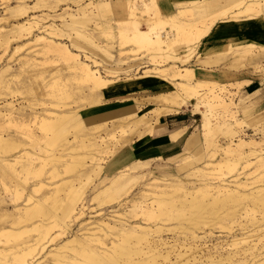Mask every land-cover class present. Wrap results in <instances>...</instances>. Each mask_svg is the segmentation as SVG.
Listing matches in <instances>:
<instances>
[{"label":"bare ground","instance_id":"6f19581e","mask_svg":"<svg viewBox=\"0 0 264 264\" xmlns=\"http://www.w3.org/2000/svg\"><path fill=\"white\" fill-rule=\"evenodd\" d=\"M11 1L5 0L8 8L5 16L9 17L0 19L7 20V25L0 31V48L22 39V33L26 32L32 37L29 43L41 45L39 51L53 53L64 63L76 85L67 90L69 86L64 82V75H49L37 84L36 92L45 90L46 97L55 99L76 95L81 101L77 108L62 109L54 105L45 108L43 113L32 111L33 124L26 120L30 115L25 113L24 105L17 108L13 102L3 106L0 103L2 125L22 131L30 139L29 146L33 150L35 144L39 147L37 153L1 130L0 183L6 187L8 181L21 180V175L40 177L33 190L26 188V191L31 190L30 193L17 188L11 195L0 196V205H3L0 206V239L6 241L0 248V264H197L196 254L203 252V248L190 246L187 250H194L191 255L179 251L173 257L172 252L165 250L169 242L163 234H174L177 241L183 237L182 244L186 241L206 242L217 225L230 233L235 225L242 231L252 228L254 234L245 237H239L236 232L232 234V243H248L246 252L253 248L250 239L256 237L264 241V158L252 147L257 142L241 137L245 122L239 117L240 109L247 110L258 102L253 99L257 92L237 104L224 97L229 91L223 84L232 76L228 59L231 64L247 61L245 70L264 71V67L259 66L264 58V0H126L125 8L119 5L111 8L115 4L113 0H89L90 3L85 5L80 0L77 1L80 15L69 13L64 17L68 12L65 8L64 14L56 17L65 20L63 26L73 28L77 37L83 38L92 48L91 55L81 49L85 59L70 34L68 37L78 50L57 38L33 35L34 29L40 27V21L28 14L26 2ZM34 1L31 9L43 4L54 12L63 9L60 3H76V0ZM221 5L224 6L220 8ZM105 11H109L107 15L116 12V16L125 13L124 20L117 22V32H113L110 25H99L100 13ZM248 21L258 23L252 28L253 39L220 38L222 32H239V26ZM92 22H95V28L91 32L88 28ZM219 23L223 25L215 29L214 40L205 42ZM47 27L51 29L50 35H54L56 30ZM96 30H100L108 43H98ZM115 40L119 43L120 49L116 50L119 56L113 54ZM138 53H143L148 58L145 63L152 67L145 66L136 78L128 75L129 78L123 80L118 74L121 66L137 61ZM95 55L114 62L118 68L109 69L107 76L103 75L97 69L102 64ZM29 56L21 60V71L31 67L30 59L33 58ZM223 60L226 61L224 65ZM9 69L7 66L1 74ZM4 78L0 77V85L8 86L9 81ZM256 79H260V75L254 77L246 71L238 87L247 86ZM126 93H134L133 96L139 98L124 97ZM190 105L193 114L203 117L205 134L222 130L225 135L221 140L211 142L210 158L213 160L210 159L207 165L220 170L226 168L228 174H234L233 179L218 182L206 179L198 185L188 186L182 180L167 177L192 166L189 153L193 142L190 141L180 154L166 160L169 167L158 169L162 176L154 174L145 183L143 191L134 193L141 176L139 172L150 161H135L137 145L133 144V139H151L155 145L179 140L185 129H168L161 124L168 117L182 114ZM201 105L207 107L206 113L200 109ZM82 112L86 113L85 119ZM261 115L258 123L262 126L256 133L264 136V112ZM103 133L108 139L101 136ZM78 147L85 151L76 156ZM152 153L158 157L156 148H152ZM104 154L110 157L106 162L109 171L124 163H127L126 168L113 176H101L106 161ZM242 172L245 180L241 179ZM63 174L70 176L62 178ZM99 177L94 189L97 194L91 201L99 202L100 214L124 213L102 218L94 225L88 224L91 228H86L81 235L69 236L71 224L81 218L84 208L75 182L87 180L93 183ZM58 178L63 182L56 186L58 183L54 180ZM42 190V197L35 200L32 192ZM67 191L69 193H62ZM19 200L22 202L17 203ZM116 206L118 210L107 212ZM132 212L140 219L129 221ZM144 221H153V225H145ZM28 227L37 233L36 237L11 244L13 237L22 235L15 230ZM64 235L67 238L61 240ZM57 240L62 243H56L55 248L38 256L45 251L46 244ZM258 252L251 261L264 264V254ZM235 257L236 254L231 252L225 260L229 264H244L242 260H234ZM209 260L213 264L221 263L214 257Z\"/></svg>","mask_w":264,"mask_h":264},{"label":"rangeland","instance_id":"374dc122","mask_svg":"<svg viewBox=\"0 0 264 264\" xmlns=\"http://www.w3.org/2000/svg\"><path fill=\"white\" fill-rule=\"evenodd\" d=\"M16 0H12L14 2ZM22 2H26L27 8H29L28 14L34 18L40 21V27L37 26L34 29L33 35H44L45 37H53L54 39L57 38L59 41L64 43L67 46H70L74 50H78L77 48L73 47L72 39L68 37V35H72L74 40L78 43V46L80 47L79 53L81 54V57L85 59L83 52L84 49L86 51L87 55H91L92 48L88 46L86 41L81 38L77 37L76 31L73 30V28H65L63 24L66 22L63 19H60L56 17V15L62 13L64 14V9L68 8L67 14H64L65 16H68L69 13L72 14H78L80 15V7L78 5L76 0L75 2L69 1L67 3H60L62 6V10L59 8L56 10V12L51 11L46 9L43 4L40 5L37 9L33 10L31 9V6L35 4L36 1L34 0H26ZM84 5L87 3H90L89 0H81ZM115 4L111 6V8L119 5L121 8H125L126 6V0H113ZM96 2V0L94 1ZM15 4V3H13ZM224 5H221L223 7ZM110 8V9H111ZM92 9V8H91ZM109 9V10H110ZM108 10V9H107ZM109 11H105L104 13H100L99 19H100V26H103V24H106L105 26H112L113 32H117V22L123 21L125 18V13L124 15L121 16H116V12H112L107 15ZM47 13L48 15H45ZM8 14V8L7 4L5 3V0H0V19H7L3 17H9V15L5 16ZM104 14V15H103ZM35 16V17H33ZM48 16V17H47ZM28 19V18H26ZM67 21L69 18L67 17ZM11 22L14 20L11 19ZM7 20H0V31L3 30L2 27L4 25H7ZM245 23H251L253 25L258 24L256 21H248ZM13 24V23H12ZM223 24L219 23L217 25L212 33L206 37L205 42H210L214 40L213 33L215 29L221 27ZM47 26H52L53 30H56L54 35H50L51 29ZM45 27H47V31L45 30ZM80 29L79 27H77ZM92 28H95V22H92L90 24V27L88 28L89 31L92 32ZM61 30V31H58ZM22 39L18 40H13L10 44V46L7 47V45L2 46L0 48V77L6 79L9 81L8 86L0 85V103L1 106L6 104L7 102H13L15 106L18 108L20 105H24L26 107V114H29L30 116H26L27 122H30V124H33L34 122L32 121V111L40 112L43 113V110L45 108L49 107H54V105H57L58 107L65 109L69 107H74L77 108L79 105V102L81 101L79 98L76 97V95L71 96V97H64V98H52L46 97L45 96V90H39L36 92L37 84H41L44 78H47L49 75L52 77H58L60 74L64 75V82L66 84L67 90H70V87H74L75 81L71 77V72L66 69L64 63L62 61H58L55 57V54L53 53H48L44 54L41 51V45H38L34 42L29 43L28 40H31L32 37L27 36L26 32H23ZM95 38L98 40V43L100 42L101 45L108 43L107 39L102 37L100 34V30H96L95 32ZM232 37H225L223 39H230ZM237 39L239 40H250L249 37L245 36H239ZM26 44V45H25ZM114 47L115 51H113V54L115 56H119V51H116L117 49H120L119 43L115 40L114 41ZM22 46V47H18ZM15 47H18V49L15 50ZM91 49V51H90ZM37 52V53H36ZM28 55V56H26ZM31 55L33 59H30L31 61V67L27 66V71H21V64H22V59L24 60L25 58H29ZM97 57L98 61L101 62V67H97L98 70L102 72L103 75L107 76L106 71L109 69H117V65H115L114 62H109L107 60H103V57L100 55H95V58ZM136 59H138L135 62H131V64H125L122 65L118 74H120L121 77L125 79L130 78H136L142 72L145 70V66H150V64L145 63L146 61L148 62V58L143 54V53H138L136 56ZM247 61H237L234 62L233 64L230 63L228 59V67L230 69V74L232 75L229 79L225 80L223 84L227 86V89L229 93L224 94V97L228 100H233L235 103L240 104L242 101H247L246 98L249 94H252L254 92H257L255 96H253V99L255 101H258L254 106L251 108L244 110L240 109L239 111V117L242 118V120L245 122L242 124V129L243 132L241 134V137L244 138V140H249L252 139L255 142H257L255 146H252L254 150L257 151V154L260 155V157L264 158V136L260 132L256 133L257 129H261V123H258L260 118L263 117L261 113L264 112V71L257 70L255 68H249L245 70V68L248 66V63H245ZM223 65L226 63L225 60L221 62ZM245 66L243 67V65ZM8 67H10L8 72H5L4 75L1 73ZM130 66V67H129ZM165 66H168V63L165 64ZM259 66L264 67V58L260 61ZM129 72H127V71ZM249 71L251 72V75L256 77L257 75H260V79L253 80V82H259L260 84H256L254 87L253 85H244L242 88L238 87L240 82L244 80V72ZM129 75V77H127ZM252 82V83H253ZM32 84V86H31ZM252 87V88H251ZM251 88V89H249ZM134 93H126L124 97H132L131 99L134 98H139L138 96H133ZM132 95V96H131ZM134 97V98H133ZM6 101V102H5ZM124 101V100H123ZM128 100L124 101L125 103ZM115 103V101H113ZM196 102L193 101V104ZM146 108V107H145ZM202 112L206 113L208 111L206 106L201 105ZM182 117L186 118L187 120H191V123H193L194 126V132L193 135L190 139V141L193 142V146L190 149V156L192 158V166L189 169H186L185 171H180V172H173L170 175H167V177H172V178H177L179 180H182L185 182L188 186L189 185H198L201 181H204L206 179L213 180L214 182H218L220 180H232L233 179V173L228 174V170L226 168L220 170L217 167L213 168V166H208L207 163L212 161L213 159L210 158L211 154V142L216 141V140H221V138H224L225 135L222 134V130L218 133H204V130L202 128L203 124V117L198 114H193V107L190 105L189 108H187L182 114ZM82 116L85 119L86 118V113L82 112ZM173 117V116H172ZM171 117H168V119ZM86 122V120H85ZM215 122V121H213ZM1 123V122H0ZM170 124V123H169ZM262 124L264 125V120H262ZM2 126V128H1ZM94 126V125H92ZM90 125V127H92ZM161 126H167V121L165 120L162 122ZM171 128V127H170ZM3 130L7 134H11L13 137H15L17 140L24 142L27 144L28 149H32L30 147V139L27 138L23 132L19 131L16 129L14 126L9 128L7 124L5 125H0V131ZM119 131V130H118ZM117 131V132H118ZM40 134V131H37ZM119 133V132H118ZM102 137L107 138L106 134H101ZM133 144H136L137 147L135 149L136 156L133 157L135 161H150L149 165L142 168L139 172L141 174L140 179L137 181L138 184H136L135 187V192L137 193L139 191H143L144 188H146L144 185L145 183L148 182L149 178L152 177L154 174H157L158 176H162L158 174V169L169 167V163L166 160L163 159H158L154 156L152 153V148H154V143L151 141H144L143 139H139L135 137L133 139ZM189 141V142H190ZM188 142V143H189ZM38 145H34V150L35 152L38 151ZM113 148L112 144L110 147V150ZM249 148V147H248ZM247 148V149H248ZM85 150H82L80 147L76 149V156L83 154ZM38 153V152H37ZM106 157V161L104 163V171L102 172V175L109 174L108 176H113L114 174L119 173L121 170L125 169V165L127 163H124L123 165H118L112 171H109L107 168V161L108 155L104 154ZM217 158V157H216ZM214 158V160L216 159ZM64 168H61V170ZM150 172L153 174L150 175ZM257 174H254L256 176ZM70 175H64L62 178H68ZM253 176V177H254ZM43 177V178H42ZM41 178L44 179L45 176L43 175ZM21 180L16 179V180H11L6 183V187H3V183H0V196L6 197L7 195H11V193H14L15 189H20L24 191V193H30L31 190H33V185L37 183L40 180V177H35L33 175L31 176H23L21 175ZM62 178H58L54 180V182L58 183L56 186L61 184ZM240 178V177H239ZM252 178V177H250ZM26 179V181H25ZM84 179V178H83ZM100 177L96 180H94L93 183L87 182V180H82L81 182L76 181L75 182V189L77 190V193H79V196L83 198L84 202V208L82 210V216L81 218L75 220L71 224V228L69 231V236L72 234H78L81 235L83 232H85L86 228H91V225L96 224L95 222L100 221L102 218H108L111 216H118L120 213H124L122 211L120 212H112L110 214L101 215L100 207H99V202L98 201H91V198H93L97 193L94 192V189L96 187V184L99 183ZM241 179L245 180V174L242 172ZM254 181V180H253ZM252 180L250 182H253ZM63 182V181H62ZM258 184H263V183H258ZM257 184V185H258ZM11 186V191H9V188ZM16 187V188H15ZM8 189V191L5 190ZM26 188L31 190L26 191ZM30 191V192H29ZM33 198L35 200H39L40 197L43 195V190L42 192H32ZM62 193H69L67 192H62ZM95 193V194H94ZM64 195V194H63ZM22 201H18L17 203H20ZM3 206V205H0ZM9 208H12V204H9ZM119 207H114L110 208L107 212L112 211V210H118ZM105 211H103L104 213ZM104 216V217H103ZM140 217H136L135 214L132 212L129 215V221L135 222L139 220ZM114 220V219H112ZM145 225H153V221H144L143 222ZM91 224V225H88ZM25 228L21 230H15L17 234H21V236L13 237L11 244L15 243L16 241L18 242H23L24 240L32 239L35 238L37 233L35 231H32L33 229L31 227H28L25 231ZM252 228L247 229L242 231L238 226H234V230L232 233H230L228 230H222L219 229V226L217 225L215 228V231L213 232V235L208 237L206 239V242H193V241H186V244H182L184 242V238L182 237L180 241H177L176 236L171 233H165L163 234L164 239H167L169 242V246L165 249L166 251L172 252V256L174 257L179 251H182L186 254L191 255V253H194V250L189 251L187 250L190 246L193 248L200 246V248H203V252H199L196 254L197 256V264H213L209 258L213 257L215 258L216 262L221 261L220 264H229L227 260L228 253H234L236 254V257L234 260L239 261L242 260L244 264H254V261H251V258L259 253L258 251L263 252L264 254V241H259L256 237L250 239L252 241L250 247H253L249 250V245L246 242L239 241L236 244L232 243V234L236 232L239 237H245L246 235L249 234H254L252 232ZM28 231L27 233H25ZM243 234V235H242ZM61 240H65L67 238V235H64L61 237ZM5 238L0 239V248L4 246L5 243ZM62 243V241H55V242H50L46 244V249L44 252L39 254L38 256H42L48 249L51 250L55 248V244L57 243ZM172 246H175L174 249H172ZM186 248V249H184ZM36 254V253H35ZM37 256V257H38ZM192 260V257L190 258ZM183 264H187L186 262Z\"/></svg>","mask_w":264,"mask_h":264},{"label":"crops","instance_id":"0c3cea01","mask_svg":"<svg viewBox=\"0 0 264 264\" xmlns=\"http://www.w3.org/2000/svg\"><path fill=\"white\" fill-rule=\"evenodd\" d=\"M256 26L253 25L251 23H245L243 25L239 26V32L236 33H226V32H222L220 35V38H225V37H239V36H245V37H249L250 39H253V35L254 33L252 32V28ZM264 30V29H263ZM216 32V30L214 31V33ZM213 33V34H214ZM264 35V32L262 34V36ZM254 87L256 84H260L259 82H253L251 83ZM249 84V85H251ZM248 85V86H249ZM251 87V88H252ZM249 88V89H251ZM167 126H165L168 129H175V130H182L185 129L184 134L182 135V137L177 140V141H164L158 144H154L156 147V151L158 152V157L156 158H162L163 160H167L169 158H172L178 154H180L185 146L188 144V142L190 141L193 132H194V126L193 123H191V120H187L186 118L182 117V115H176L173 116L171 118H167ZM170 123V124H169ZM171 127V128H170Z\"/></svg>","mask_w":264,"mask_h":264}]
</instances>
